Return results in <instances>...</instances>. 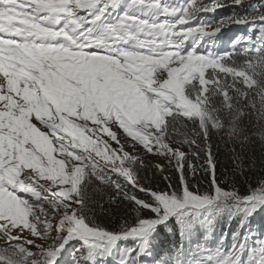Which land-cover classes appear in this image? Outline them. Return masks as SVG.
Segmentation results:
<instances>
[{"label":"snow or ice","instance_id":"6c2138e0","mask_svg":"<svg viewBox=\"0 0 264 264\" xmlns=\"http://www.w3.org/2000/svg\"><path fill=\"white\" fill-rule=\"evenodd\" d=\"M221 6L0 0V264H264V173L236 187L244 148L264 144V13L200 19ZM229 21L248 33L220 51ZM213 134L240 145L232 180ZM185 146L206 158L205 190ZM138 147L179 182L141 183ZM105 198L127 201L131 223L98 224Z\"/></svg>","mask_w":264,"mask_h":264},{"label":"trees","instance_id":"16d2710c","mask_svg":"<svg viewBox=\"0 0 264 264\" xmlns=\"http://www.w3.org/2000/svg\"><path fill=\"white\" fill-rule=\"evenodd\" d=\"M220 5H222V13L225 17H229L232 15L233 11L238 12L240 15L248 10L247 5L253 4L256 7V10L260 13H264V0H244L245 8H233L234 0H216ZM189 127H191L189 125ZM212 145V153L214 160L216 162V175L223 182L225 176H228L229 180H232L233 177L231 175L233 170V159L234 153L232 151L235 148L236 152L239 153L241 151L240 145H233L231 142L227 141L226 138H222L221 135L213 134L212 139L210 141ZM201 145L203 146L202 142ZM264 144L259 142L257 138V142L254 145L246 146L244 148V155L242 159L244 160V172L245 176H240L239 171L237 170L236 175V187L239 188L242 192L246 190L249 184L254 185L258 179L261 178V174L264 173ZM185 152L189 154V158L191 163L195 164L198 169L197 179L200 181L201 190H205L209 184V177L205 176L201 166H206V158L201 155L199 160L195 159L191 155V150L185 146L183 148ZM146 166L145 169H141L139 172L141 183L145 186H151L153 189L166 188L168 181L164 180V176H168L173 184H177L179 182V173L175 170V167L169 166L165 164V171L160 173L157 169L153 167L155 163H144ZM189 179L191 180V174L188 173ZM194 182V181H193ZM142 195V194H141ZM96 199H100L97 197ZM95 219L96 222L108 229H118L121 224H123L126 220L128 223H131L135 214L130 210V206L127 201H124L119 206L112 204L109 205L105 201L103 203V210L97 206L95 209ZM227 225L225 224V227ZM219 227L217 231H219ZM164 247H172V241L175 239L170 233H166L162 238ZM211 239V237H209ZM116 260V259H115Z\"/></svg>","mask_w":264,"mask_h":264},{"label":"rangeland","instance_id":"374dc122","mask_svg":"<svg viewBox=\"0 0 264 264\" xmlns=\"http://www.w3.org/2000/svg\"><path fill=\"white\" fill-rule=\"evenodd\" d=\"M121 142L125 144L127 151H129L130 153L134 152L133 148L128 145L127 140L124 139L123 136L121 137ZM112 146L117 147V145L114 142ZM176 146L177 144L173 143V147ZM135 154L138 155L140 158L143 159L144 162L147 163H160V164L167 163V161L161 158L160 156L146 153L142 147H138L135 150Z\"/></svg>","mask_w":264,"mask_h":264}]
</instances>
